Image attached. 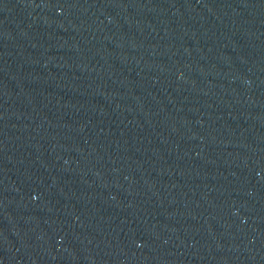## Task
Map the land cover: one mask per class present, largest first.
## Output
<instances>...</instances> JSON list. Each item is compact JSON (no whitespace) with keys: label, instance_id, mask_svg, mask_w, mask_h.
I'll list each match as a JSON object with an SVG mask.
<instances>
[{"label":"water","instance_id":"obj_1","mask_svg":"<svg viewBox=\"0 0 264 264\" xmlns=\"http://www.w3.org/2000/svg\"><path fill=\"white\" fill-rule=\"evenodd\" d=\"M0 264H264V0H0Z\"/></svg>","mask_w":264,"mask_h":264}]
</instances>
